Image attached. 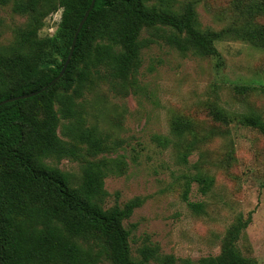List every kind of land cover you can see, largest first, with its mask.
Returning <instances> with one entry per match:
<instances>
[{
    "label": "trees",
    "instance_id": "obj_1",
    "mask_svg": "<svg viewBox=\"0 0 264 264\" xmlns=\"http://www.w3.org/2000/svg\"><path fill=\"white\" fill-rule=\"evenodd\" d=\"M9 1L12 13L26 20L13 29L9 44L0 46V102L38 91L59 74L91 0H1ZM246 5L232 25L215 31L201 28L193 1L95 0L63 75L33 97L0 106V264H257L236 246L249 216L230 225L216 256L176 259L142 245L133 257L123 221L141 202L104 206V179L121 174L124 162L98 157L114 148L96 127L86 125L80 101L84 91L102 83L121 94L135 91L142 51L159 41L181 55L213 58L217 64L219 41L234 39L264 50V23L257 21L264 17V0ZM58 10L54 34L40 36L45 18ZM210 115L228 122L220 108ZM238 119L264 136L262 116ZM170 133L178 142L191 137L180 154L185 162L199 137L181 118L172 122ZM155 141L163 147L171 142L160 136ZM62 160L78 162L80 175L62 171L57 166ZM189 181L201 185L202 193L211 186L203 175L186 180L187 188ZM188 206L195 212L202 208Z\"/></svg>",
    "mask_w": 264,
    "mask_h": 264
},
{
    "label": "rangeland",
    "instance_id": "obj_2",
    "mask_svg": "<svg viewBox=\"0 0 264 264\" xmlns=\"http://www.w3.org/2000/svg\"><path fill=\"white\" fill-rule=\"evenodd\" d=\"M177 1H193L201 28L215 31L232 25L248 3ZM59 15L60 10L45 18L40 36L54 34ZM25 20L12 13L10 1L0 0V46L9 44L13 29ZM257 21L264 23V17ZM216 48L218 64L213 58L181 55L159 41L142 51L135 91L121 94L102 83L81 96L86 125L96 127L114 148L98 157L124 162L121 174L104 179V206L141 202L123 221L133 257L142 245L176 259L216 256L230 225L249 216L236 246L245 258L264 264V136L238 119L249 113L264 118V50L234 39L219 41ZM241 87L247 89L240 92ZM214 107L226 112L227 123L212 118ZM178 118L191 123L200 141L185 162L180 154L191 137L178 142L170 133ZM156 136L172 143L163 147ZM57 166L80 175L78 162L62 160ZM195 175L211 179L206 193L195 181L187 188L186 180ZM188 203L202 208L195 212Z\"/></svg>",
    "mask_w": 264,
    "mask_h": 264
},
{
    "label": "water",
    "instance_id": "obj_3",
    "mask_svg": "<svg viewBox=\"0 0 264 264\" xmlns=\"http://www.w3.org/2000/svg\"><path fill=\"white\" fill-rule=\"evenodd\" d=\"M94 2L95 0H91L90 1V4L87 8V10L84 12L81 20L79 21L78 25H77V28H75V32L73 34V37H72V41H71V45H70V48H69V51H68V54H67V57H66V60L63 64V67L61 68L59 74L53 79L51 80L46 86H44L43 88H41L40 90L38 91H35V92H32V93H28V94H24V95H20V96H15V97H11V98H8V99H5L3 101L0 102V106L3 105V104H6V103H10V102H13V101H17V100H21V99H26V98H30V97H33L34 95H37L43 91H45L46 89H48L50 86H52L64 73L65 71V68L67 66V64L69 63V60L72 56V53H73V50H74V47H75V44H76V40H77V36H78V33L80 31V28L82 27V25L84 24L89 12L92 10L93 8V5H94Z\"/></svg>",
    "mask_w": 264,
    "mask_h": 264
}]
</instances>
